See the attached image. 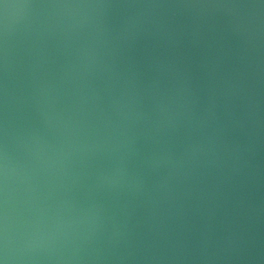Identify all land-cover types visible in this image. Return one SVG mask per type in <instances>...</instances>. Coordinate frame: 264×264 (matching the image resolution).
Listing matches in <instances>:
<instances>
[{
  "label": "water",
  "instance_id": "water-1",
  "mask_svg": "<svg viewBox=\"0 0 264 264\" xmlns=\"http://www.w3.org/2000/svg\"><path fill=\"white\" fill-rule=\"evenodd\" d=\"M0 264H264V0H0Z\"/></svg>",
  "mask_w": 264,
  "mask_h": 264
}]
</instances>
